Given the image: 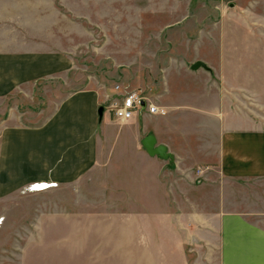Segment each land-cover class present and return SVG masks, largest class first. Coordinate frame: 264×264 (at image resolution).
I'll use <instances>...</instances> for the list:
<instances>
[{"label": "crops", "instance_id": "obj_1", "mask_svg": "<svg viewBox=\"0 0 264 264\" xmlns=\"http://www.w3.org/2000/svg\"><path fill=\"white\" fill-rule=\"evenodd\" d=\"M207 1L202 2L206 16L192 12L185 25L167 29L175 46L168 45V57L154 65L165 69L162 82L132 88L142 90L164 114L142 112L120 121L110 111L105 119L114 87L108 90L97 78L83 81L79 76V86L66 92L63 85L71 76L64 74L78 69L77 59L66 50L56 56L51 48L26 47V55L11 57L9 76H4L0 55L1 100L14 93L34 100L37 85L51 80L60 87L42 106L21 112L17 105L0 118V202L35 182L77 187L100 158L110 159L114 172L145 169L142 165L154 161L144 156L159 161L142 144L153 135L173 155V160H162L174 163L171 172L158 166L155 179L162 181L167 171L171 186L176 182V190L184 193L186 185L194 192L199 178L200 188L209 193L206 208L189 199L186 210L188 220L198 226L192 239L203 246L206 262L264 264V123L227 103L244 89L257 96L254 85L264 78V29L253 23L264 0H220L215 8ZM195 21L198 27L191 26ZM137 60L129 59L128 65ZM195 61L205 67L193 70ZM141 146L145 155L139 160ZM116 150L119 157H114ZM200 168L203 172L197 174Z\"/></svg>", "mask_w": 264, "mask_h": 264}, {"label": "rangeland", "instance_id": "obj_2", "mask_svg": "<svg viewBox=\"0 0 264 264\" xmlns=\"http://www.w3.org/2000/svg\"><path fill=\"white\" fill-rule=\"evenodd\" d=\"M189 1L0 0L4 76L11 74L12 56L26 55V47H47L56 56L66 50L77 59L78 69L64 74L71 76L63 85L66 92L79 86L75 79L79 76L83 81L97 78L98 85L108 90L116 83L130 89L159 84L165 69L154 65L167 58L168 45H174L167 29L185 25L184 18L192 12L206 16L208 11L203 9V0ZM217 1L207 2L215 8L212 5ZM262 4L253 21L259 29H264ZM193 25L198 27L199 22ZM128 48L131 54L125 53ZM140 57L145 63L139 62ZM129 59H138L137 64L128 65ZM254 87L257 96L252 98L244 89L241 97L232 96L227 103L264 123V78ZM59 88L51 80L37 85L34 100L25 93L0 99V118L17 105L21 112L42 106ZM105 109L107 119L110 112ZM142 153L136 158L140 160ZM118 154L116 150L114 157ZM144 157L158 165L148 162L137 172H114L110 159L100 158V164L86 172L77 187L35 182L15 190L17 195L0 202V264H211L204 258L203 246L192 239L198 226L188 220L186 211L189 199L206 208L209 193L200 188L199 178L194 192L186 185L181 193L176 182L171 186L167 172L173 171L174 163L159 156V161ZM160 165L167 169L162 181L155 179ZM202 172L200 168L196 173Z\"/></svg>", "mask_w": 264, "mask_h": 264}, {"label": "built area", "instance_id": "obj_3", "mask_svg": "<svg viewBox=\"0 0 264 264\" xmlns=\"http://www.w3.org/2000/svg\"><path fill=\"white\" fill-rule=\"evenodd\" d=\"M115 95L109 99L106 105L108 111L113 113L115 119L120 121H128L136 114L149 112L151 114H164L165 110L144 95L140 89H130L121 83L114 85ZM37 184L33 188L36 189Z\"/></svg>", "mask_w": 264, "mask_h": 264}, {"label": "water", "instance_id": "obj_4", "mask_svg": "<svg viewBox=\"0 0 264 264\" xmlns=\"http://www.w3.org/2000/svg\"><path fill=\"white\" fill-rule=\"evenodd\" d=\"M200 67H205V64L202 61H195L191 66L193 70H197ZM103 111L104 107H100V115L103 114ZM142 144L150 156H159L164 160H173V155L168 151V148L162 144L157 145V140L153 135L146 136L143 139Z\"/></svg>", "mask_w": 264, "mask_h": 264}, {"label": "bare ground", "instance_id": "obj_5", "mask_svg": "<svg viewBox=\"0 0 264 264\" xmlns=\"http://www.w3.org/2000/svg\"><path fill=\"white\" fill-rule=\"evenodd\" d=\"M45 186V185H44ZM43 186H41L40 188H42Z\"/></svg>", "mask_w": 264, "mask_h": 264}]
</instances>
